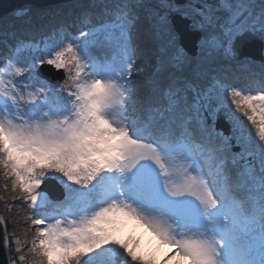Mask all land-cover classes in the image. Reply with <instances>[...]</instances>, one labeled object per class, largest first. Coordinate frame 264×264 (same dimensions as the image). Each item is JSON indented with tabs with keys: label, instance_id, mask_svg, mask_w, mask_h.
<instances>
[{
	"label": "snow or ice",
	"instance_id": "6c2138e0",
	"mask_svg": "<svg viewBox=\"0 0 264 264\" xmlns=\"http://www.w3.org/2000/svg\"><path fill=\"white\" fill-rule=\"evenodd\" d=\"M159 6L177 69L188 61L174 13L201 34L202 51L232 58L238 39L264 41V0H205L194 12L175 0ZM135 7L125 2L96 24L84 11V30L53 34L43 55L18 41L0 57V175L31 209L35 264H264V73L246 86L212 76L203 92L187 77L138 87ZM43 65L63 70V82L39 78ZM207 100L232 126L218 143L201 120ZM48 179L64 188L56 214L44 211L50 202L38 191ZM129 225L155 247L118 237ZM161 246L168 251L157 259Z\"/></svg>",
	"mask_w": 264,
	"mask_h": 264
},
{
	"label": "rangeland",
	"instance_id": "374dc122",
	"mask_svg": "<svg viewBox=\"0 0 264 264\" xmlns=\"http://www.w3.org/2000/svg\"><path fill=\"white\" fill-rule=\"evenodd\" d=\"M125 2L136 5L134 11L135 13H138L139 16L140 15L142 16L143 14L144 17L143 20L146 23V25H149L150 23L153 24L152 28L155 34V40L157 37L159 38V35L165 37L166 39L164 42L161 41L160 45H157V42H153L151 37L149 36L150 32L148 31V28L147 29L140 28V32L137 33L136 35L132 33V37L136 46L137 60H138L137 50L147 51V56L145 57V61L142 60V62L148 65V69L143 68V72L145 73L143 75H145V77L142 78L143 75L141 73L137 76L136 81L145 83L147 87L149 82L151 81L156 80L161 83H164L169 80H173L174 78L176 79L177 78L176 75H179L180 77L183 78L185 77L191 78L192 80L195 81L197 88L201 92L206 91L210 86L211 78L212 76H214L213 74L215 73L207 72L206 68H200L199 62L204 61L203 59L204 56L205 57L209 56V51L208 50L202 51L201 48L198 47L197 48L198 51L196 55L192 56L183 49L187 57L188 63L185 64V66L180 69L173 67L171 62L173 49L169 45L166 34L162 33L158 27L159 16L165 13V9L159 6L160 0H63L59 2L49 3L44 6H39L37 4H30L24 2L19 6L13 7L8 12L0 16V57L9 55L18 41L30 42L37 49V54L43 55L44 42L47 38L51 37L53 34H59L60 31H64L72 34H78V30H84V25L80 23L81 14H79V17L77 19L75 18L76 20H78V23H76V20H74V18H72L74 14L73 7H75V4L85 3L87 8L86 11H89L92 14L93 24H96L101 20L105 22L109 21L112 18V13L118 8V6H121ZM208 2L214 3V0H208ZM179 4L183 5V2H180ZM98 5H101L100 10H96L94 8L97 7ZM18 10H23L24 14L17 15ZM63 11H67V14L62 13ZM51 15L52 17H50ZM36 22H39V26L35 24ZM14 25L16 26L20 25L25 27L29 26L32 29L31 32L39 31L41 29L42 34L37 35L35 39L29 38L27 36L24 37L22 33H18L17 30H15V28L13 27ZM46 27L48 28L44 29ZM88 27H92V25L90 24L88 25ZM171 29L177 36V45L182 47L178 42V34L173 29L172 24H171ZM31 32L29 31V33ZM35 34L37 33L35 32ZM21 37H23V39ZM212 53L213 52H211L210 54ZM263 55H264V46H263ZM220 56L222 57V59H220V62L224 61L230 64L236 62L235 63L236 67H238L237 75L239 76L244 75L247 76L248 79L252 77L258 79L260 75L264 73V65L259 66L261 64L260 63L261 61H259L258 59H254L248 56H243L239 59H237L235 56L232 58H228L225 57L222 53H219L218 57ZM22 59H24L26 62H31V53L29 51L22 53ZM138 62L139 61H137V63ZM138 64L141 65V63ZM149 69L152 70L150 71ZM221 79L225 80L228 83L237 84L240 86H246L249 81L248 79L232 81L233 79L229 80V78L227 77ZM63 80L64 78L59 82H63ZM202 104L204 106L201 108L200 115H201V120L203 121V127L205 129L206 134L207 133L211 134L212 129L216 130L218 134L223 133L220 129H216L214 127V123L216 121L215 117L217 113L221 112L224 114L225 119L230 124L224 111L217 110V105L214 100L202 101ZM207 123H209L211 127L205 126ZM232 135H233V130L230 124V132L228 134L223 133V136L218 135V138L220 139V141H222L223 137H228ZM248 160L251 166L253 167L256 166L257 169L254 168V170L257 173H259L260 171L259 158L250 157L248 158ZM238 165L240 167V171H242L244 167V161H240ZM235 176L236 175H234V177ZM5 186L8 187L7 190L5 189L6 191H8V193H6L7 198H4L3 200L5 202V205L3 204L1 205L2 207L1 210H3L4 213H7L8 215L12 216L10 225L11 227L12 225H14V228L15 227L17 228V230L14 231L13 238L11 240L12 247L16 251L15 252L16 255H18V257L13 260V263L35 264L36 257L35 254L31 251V248L33 247V240L36 234V226L30 227L31 221L27 219V216L30 213L31 209H29L26 205L22 206V200H14L13 197L16 196L17 194L13 193L11 190L10 179L8 180V182H5ZM1 188L4 191L3 189L4 186ZM38 191L46 195L48 201L50 202L49 206L44 211L47 214H56L58 212V209H56L54 205L60 200H62L63 197L60 199H52L44 191L39 189ZM0 198H3L1 197V192H0ZM2 220L3 217L2 214H0V221L2 222V232H3L4 225ZM130 233L133 236L140 238L144 251H148L150 248L155 247V243H156L155 240H151L149 234L139 227H136L133 230L132 226L129 225L125 227L117 235L118 237H125ZM17 241H19V243H17ZM4 242H5V238H4ZM6 251H7V247H6ZM166 251H168V249L164 246H161L156 251L157 259H160V257H162L164 252ZM20 256H24V260H20L19 259Z\"/></svg>",
	"mask_w": 264,
	"mask_h": 264
},
{
	"label": "water",
	"instance_id": "95a60500",
	"mask_svg": "<svg viewBox=\"0 0 264 264\" xmlns=\"http://www.w3.org/2000/svg\"><path fill=\"white\" fill-rule=\"evenodd\" d=\"M63 0H0V16L15 6H19L22 3L37 4L39 6H44L49 3L59 2ZM183 1V0H179ZM173 29L178 34V42L183 47V49L190 55H196L198 51V40L200 39V33L193 31L189 27L188 19H185L179 14H172L170 17ZM264 43L258 38L252 36H245L238 39L235 42L234 50L235 57L237 59L248 56L261 61L260 65H264V55H263ZM37 75L41 78L48 80L49 82L55 83L61 81L65 77L63 70L57 71L48 65H43L39 68ZM215 128L221 129L224 134L230 132V124L225 119L224 114L219 112L215 117ZM209 121V120H208ZM47 193V195L52 199H60L64 195V189L62 185L56 179L46 180L40 187ZM0 264H7V257L4 248V233L2 232V224L0 221Z\"/></svg>",
	"mask_w": 264,
	"mask_h": 264
},
{
	"label": "trees",
	"instance_id": "16d2710c",
	"mask_svg": "<svg viewBox=\"0 0 264 264\" xmlns=\"http://www.w3.org/2000/svg\"><path fill=\"white\" fill-rule=\"evenodd\" d=\"M256 2L258 3V0H256ZM69 7H71V6H69ZM119 7L120 6H118V8ZM94 8L96 10H100L101 5H98L97 7H94ZM86 10H87V8H86L85 3L75 4V7H73V13L74 14H73L72 18H74V20H76L79 17V14H81L82 11L84 12ZM62 13L67 14V11H63ZM136 14L138 16V19H137L136 26H135L136 29H134V31H133V33L135 35L140 32V28H142V29H147L148 28V31L150 32L149 36L151 37L153 42H157V45H160L161 41L164 42L166 40L165 37L159 35V38L157 37L156 38L157 41H156L155 40V34H154V31H153V28H152L153 24L150 23L149 25H146V23L143 20V18H144L143 14L140 13V14H142V16L141 15L139 16L138 13H136ZM50 17H52V15ZM26 23H29V22H26ZM76 23H78V20H76ZM35 24L37 26H39V22H36ZM13 27L15 28V30H17L18 33H22V35L24 37H26V36L28 37L30 35H34L35 32L36 33L38 32V31L31 32L32 29L29 26L25 27V26H20V25H18V26L14 25ZM29 31L31 33H29ZM21 38H23V37H21ZM137 52H138V60L137 61H139L138 63H141L142 68L148 69V65L146 63L142 62V60L145 61V57L147 56V51L146 50H137ZM215 53H217V54H215ZM209 56H206V57L204 56L203 57L204 61L203 62H199L200 68H206L207 72H214L215 74H213V75L218 77V78L227 77V78H229V80L233 79L232 81H239V80L248 79L247 76H244V75L239 76V75H237V72H238L237 68L238 67H236V64H235L236 62H233V64L226 63L224 61L220 62V59H222V57L221 56L218 57L219 56L218 52H213L212 54H210V52H209ZM216 57H218V58H216ZM207 68H208V70H207ZM141 73H142V75L145 74L143 71ZM143 77H145V75H143L142 78ZM176 77H177L176 79L183 78V77H180L179 75H176ZM142 78H141V81H142ZM136 83H137L138 87H141V86L146 87L145 83H143V82H142L143 84L141 82H139V81H136ZM205 126H210V124L207 123ZM211 137H212L213 142H217V143L220 142V139L218 140V132L216 130H214V129L211 130ZM254 168H256V166ZM232 171H233V175H237L240 172L239 171V166L238 165L234 166ZM5 182H8V180L5 181L4 177L2 175H0V192H1V197H3V198H0V214H2V217H3L2 221H3V225H4L5 242H6V247H7L6 257H7L8 264H10V263L17 264V263H13V260L16 259L18 257V255H16V253H15L16 251L13 249L12 241H11L12 238H13L14 231L17 230V228L16 227L14 228V225H12V227L10 225L12 216L8 215L7 213H4V211L1 210L2 209L1 205L2 204L5 205V202L3 200H4V198H7L6 193H8V191L5 190ZM3 186H4V188H3L4 191L1 188ZM35 260H36V258H35Z\"/></svg>",
	"mask_w": 264,
	"mask_h": 264
},
{
	"label": "flooded vegetation",
	"instance_id": "af4514ba",
	"mask_svg": "<svg viewBox=\"0 0 264 264\" xmlns=\"http://www.w3.org/2000/svg\"><path fill=\"white\" fill-rule=\"evenodd\" d=\"M205 2V0H203ZM203 1H200V0H183V1H179V0H175L176 3H180V2H183V5H185L187 7V9L191 12H194V9L203 4L204 2ZM191 6V7H188V6ZM189 25H190V21H189ZM190 27V26H189ZM191 28V27H190Z\"/></svg>",
	"mask_w": 264,
	"mask_h": 264
},
{
	"label": "bare ground",
	"instance_id": "6f19581e",
	"mask_svg": "<svg viewBox=\"0 0 264 264\" xmlns=\"http://www.w3.org/2000/svg\"><path fill=\"white\" fill-rule=\"evenodd\" d=\"M218 140H219V138H218Z\"/></svg>",
	"mask_w": 264,
	"mask_h": 264
}]
</instances>
